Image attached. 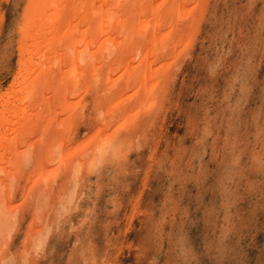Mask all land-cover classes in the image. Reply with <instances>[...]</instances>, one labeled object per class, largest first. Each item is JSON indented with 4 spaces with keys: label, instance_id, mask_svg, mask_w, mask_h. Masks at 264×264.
<instances>
[{
    "label": "rangeland",
    "instance_id": "obj_1",
    "mask_svg": "<svg viewBox=\"0 0 264 264\" xmlns=\"http://www.w3.org/2000/svg\"><path fill=\"white\" fill-rule=\"evenodd\" d=\"M204 1L198 31L184 33L177 62L158 71L159 89L143 101L141 123L127 134L118 131L112 147L121 141L119 153L86 161L90 166L72 186L61 163L77 161V149L67 154L65 141L52 146L55 160L47 168L58 178L51 197L43 198L42 242L22 257L26 212L0 264H264V0ZM29 3L0 0L1 90L18 67L17 28ZM102 72L90 85L107 82ZM91 88L70 147L94 133V121L87 123L98 112L91 110L97 93ZM21 191L18 203L33 200Z\"/></svg>",
    "mask_w": 264,
    "mask_h": 264
},
{
    "label": "bare ground",
    "instance_id": "obj_2",
    "mask_svg": "<svg viewBox=\"0 0 264 264\" xmlns=\"http://www.w3.org/2000/svg\"><path fill=\"white\" fill-rule=\"evenodd\" d=\"M145 1L30 0L17 28L19 59L13 82L4 90L0 86V258H6L3 247L10 244L14 229L22 224L26 212L30 230L22 243V257L34 247L33 244L42 242L43 228H39V218L43 198L54 192L57 175L50 168L55 160L52 146L56 148L63 145V141L71 143L75 140L78 134L75 128L79 121L82 122L84 114V111L78 113V109L87 106L88 102H82L92 94L91 87L97 92L91 110L98 112L94 119L90 118L91 113L87 123L91 125L94 121V133L79 140L78 146L74 143L76 147L67 143V154L77 151L79 156L77 161L70 159L61 163L67 167L64 178L67 176L72 186H78L79 177L90 166L86 161L98 159L102 152H120L119 147L124 145L121 141L118 147H112L120 139L118 131L127 130V134L139 124L143 101L155 99V90L160 83L157 73L161 72L158 71L177 62L176 58L182 52L180 44H184L181 43L182 36L189 29L193 33L198 31V25L194 26L196 19L199 21L207 6L204 0H150L156 7ZM196 11H199L197 18ZM132 21H135L134 32L128 28ZM164 30L167 33L161 38ZM170 52L172 58L169 59L166 56ZM122 58L126 60L122 61ZM103 69L107 70V82L102 87L99 81L90 85L91 76L97 79ZM111 100L115 103L108 110L106 105ZM134 100L139 103L134 104L135 109L132 106ZM150 108L146 110L148 114ZM43 114L46 127H43ZM87 152H91V157H86ZM45 178L48 180L44 182L50 183H44ZM20 187V195L27 193L33 200L18 203Z\"/></svg>",
    "mask_w": 264,
    "mask_h": 264
}]
</instances>
